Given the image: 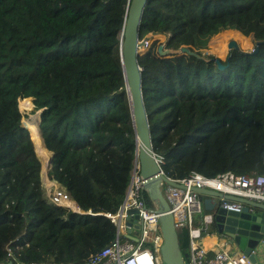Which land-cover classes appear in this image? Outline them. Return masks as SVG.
Wrapping results in <instances>:
<instances>
[{
  "label": "trees",
  "instance_id": "trees-1",
  "mask_svg": "<svg viewBox=\"0 0 264 264\" xmlns=\"http://www.w3.org/2000/svg\"><path fill=\"white\" fill-rule=\"evenodd\" d=\"M128 2L0 0V264H84L115 239L105 214L123 202L135 162L119 57ZM152 29L170 33L172 46L189 41L199 49L227 30L244 50L255 43L249 53L231 50L222 69L192 55L137 59L162 173L264 175V0H147L139 33ZM157 39L153 53L170 56L159 54ZM27 98L31 112L40 111L49 179L91 215L47 203L18 109ZM141 196L155 208L147 192ZM176 237L191 264L188 226Z\"/></svg>",
  "mask_w": 264,
  "mask_h": 264
},
{
  "label": "built area",
  "instance_id": "built-area-1",
  "mask_svg": "<svg viewBox=\"0 0 264 264\" xmlns=\"http://www.w3.org/2000/svg\"><path fill=\"white\" fill-rule=\"evenodd\" d=\"M157 37L162 38L160 42L161 50L163 51L179 54L178 51L181 48L189 49L186 46V44H189V41L186 44L172 46V35L170 33L163 34L155 29L145 30L141 34L139 33L138 36V58L151 53L155 59L162 60L157 58L153 53V43L158 42ZM181 56L184 55L180 54L179 57ZM156 162L160 165V159L158 157H156ZM172 181L186 188L184 191H179L166 186L163 192L170 201V208L172 214L175 216L176 227L188 226L191 264H250L247 257L242 254L226 258L224 254L218 253L212 259L206 258V252L201 246L205 232L202 229H196L192 226L193 219L189 200L195 193L191 192L190 189H210L225 196H234L264 204V175H241L227 172L216 177L208 178L198 173H192L187 178ZM143 192L146 191L143 189L142 181L139 178V165L137 162H134L130 184L126 190L123 202L116 213L105 214L116 227L115 239L100 252L90 256L84 264L161 263L160 247L162 245V236L159 225L160 214L156 212V207L154 209L146 207L141 196ZM45 193L47 203L49 204L67 207L78 214H92L90 211L85 213L81 212L67 192L54 181L50 182L49 190H45ZM217 200L224 209L229 211L239 213L242 208V205L238 202L228 201L223 198ZM129 209H136L140 215L138 221L140 229L138 230L137 236L134 237L136 241L126 237V235L133 237L131 233L127 234L126 230L128 229L125 226L126 211ZM119 236H121L120 239ZM6 253L7 258L14 257L9 246H6ZM15 264L21 263L15 262Z\"/></svg>",
  "mask_w": 264,
  "mask_h": 264
},
{
  "label": "water",
  "instance_id": "water-1",
  "mask_svg": "<svg viewBox=\"0 0 264 264\" xmlns=\"http://www.w3.org/2000/svg\"><path fill=\"white\" fill-rule=\"evenodd\" d=\"M147 0H129L126 7L124 28L120 37L119 57L122 69L126 98L129 106L132 130L135 141V162L139 165V178L143 189L153 201L156 212L160 214L159 225L162 236L160 258L164 264H185L179 251L176 237L175 216L171 212L170 201L163 192V187H171L179 191L186 190L185 186L167 178L156 162L153 152L149 123L142 98L141 71L138 65V36L140 20ZM257 46V45H256ZM235 41L229 44L228 50L237 49ZM179 54L195 56L204 59L201 55L187 48H181ZM214 62L219 69L223 68L219 58L214 57ZM40 111L38 112V121ZM191 192L199 195L223 198L228 201L238 202L242 205L239 213L224 209L218 202L213 205L211 213L212 229L226 241L235 246V254L247 257L250 264H259L258 258L264 253V219L252 215L249 206L264 210V204L249 201L234 196H225L210 189L191 188ZM125 226L138 231L140 215L136 209L126 211ZM129 239L136 241V238ZM121 236H119V239Z\"/></svg>",
  "mask_w": 264,
  "mask_h": 264
},
{
  "label": "rangeland",
  "instance_id": "rangeland-1",
  "mask_svg": "<svg viewBox=\"0 0 264 264\" xmlns=\"http://www.w3.org/2000/svg\"><path fill=\"white\" fill-rule=\"evenodd\" d=\"M232 41L237 42V40L235 38V31H226V32L217 34V35H215L209 39H205L204 42L199 46V49H195L194 43L190 42L189 44H186V43L185 44L191 51H194L199 55L202 54L201 56L203 58L208 59V58H214L215 57V58H219L221 60V62L223 63L226 55L230 52L228 50V47ZM249 42L251 45L249 49L244 50V49L240 48L239 45H237L238 49L243 51V52H247V53L251 52L253 50V48L255 47V43L251 42L250 39H249ZM157 43H159V42H157ZM157 43H153V45L155 46ZM179 55L180 54H178V53L172 52L170 54V56L164 57V58H159V59H174V58H177V56L179 57ZM140 67L142 68V66H140ZM27 99L30 100V102H31L30 98H27ZM18 109L21 112V114L23 115L22 122L24 123V125L26 127H27V124H35L38 128V112H36L34 114L31 112L32 102H31V107L29 110H22L19 107V103H18ZM27 129L29 130V128H27ZM29 133H30V137L32 140V134H31L30 130H29ZM34 146H35V144H34ZM35 152H36V155L38 156V158L40 159V162H41L40 175H41L42 187H43L44 191L45 190L47 191V190H49L50 182H52L47 175L49 168H50L49 160H50L51 155L47 150H46V153L44 155L40 154L39 151L37 150L36 146H35ZM165 189H166V186L163 187V190H165ZM256 213L259 214L260 212L256 211ZM134 235H137V231L134 232ZM160 264H164V263L161 261Z\"/></svg>",
  "mask_w": 264,
  "mask_h": 264
},
{
  "label": "crops",
  "instance_id": "crops-1",
  "mask_svg": "<svg viewBox=\"0 0 264 264\" xmlns=\"http://www.w3.org/2000/svg\"><path fill=\"white\" fill-rule=\"evenodd\" d=\"M227 31H235V30H227ZM223 32H226V31H223ZM187 35L195 36L194 39L197 42L202 40L194 34H187ZM190 36H186V38H189ZM235 43L238 45L236 41ZM191 201H194V202H191ZM189 202H190V209H193L194 211L192 215V219H193L192 226L196 229H202L205 232L202 238L201 246H202V249L206 252V258L212 259L215 256V254H218V253L224 254L225 256V253L222 252V249L226 250V252L229 254V256L226 258H230V257L238 255V254H235L236 252L235 246L233 244L229 245L224 238H222L219 234L216 233V231H214L210 227L211 226V213L213 209L212 207L218 202V200L214 197L195 194L191 196ZM248 208H249V212L252 215H256L264 219V210L253 208L250 206ZM256 211H259L260 213L257 214ZM135 231L136 230L132 229L131 235H133V237L137 236V235H134ZM225 243L226 245L227 244L229 245L228 248L224 247ZM258 261H259V264H264V253L261 255V257L258 258Z\"/></svg>",
  "mask_w": 264,
  "mask_h": 264
},
{
  "label": "bare ground",
  "instance_id": "bare-ground-1",
  "mask_svg": "<svg viewBox=\"0 0 264 264\" xmlns=\"http://www.w3.org/2000/svg\"><path fill=\"white\" fill-rule=\"evenodd\" d=\"M161 48L162 47L158 48L159 54H161V55L171 54V52L163 51V50H161ZM18 103H19V107L22 110H29L30 107H31V102L28 99H22ZM27 128H29V130H30V132L32 134V141L35 144L37 150L39 151L40 154L44 155L46 153V149L44 148L45 146H43V143H42L41 137L39 135V131H38L37 126L35 124H27ZM191 202H194V201H191ZM191 212H192V215H193V213H194L193 209H191ZM227 243L229 245H232V243L229 242V241H227ZM228 244L226 245V243H225L224 247L228 248V246H229ZM222 252L225 253L226 257L229 256V254L226 252V250L222 249Z\"/></svg>",
  "mask_w": 264,
  "mask_h": 264
}]
</instances>
